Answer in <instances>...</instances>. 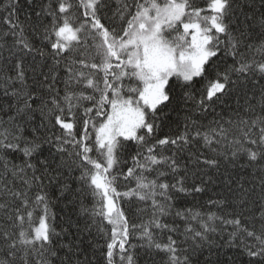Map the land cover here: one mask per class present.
<instances>
[{
  "label": "snow or ice",
  "instance_id": "6c2138e0",
  "mask_svg": "<svg viewBox=\"0 0 264 264\" xmlns=\"http://www.w3.org/2000/svg\"><path fill=\"white\" fill-rule=\"evenodd\" d=\"M0 264H264V0H0Z\"/></svg>",
  "mask_w": 264,
  "mask_h": 264
},
{
  "label": "trees",
  "instance_id": "16d2710c",
  "mask_svg": "<svg viewBox=\"0 0 264 264\" xmlns=\"http://www.w3.org/2000/svg\"><path fill=\"white\" fill-rule=\"evenodd\" d=\"M57 213V220L60 221V217L63 216L65 213L61 210V207H56L53 209ZM135 242V241H134Z\"/></svg>",
  "mask_w": 264,
  "mask_h": 264
}]
</instances>
